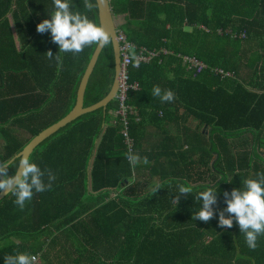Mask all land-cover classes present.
<instances>
[{
    "label": "trees",
    "instance_id": "1",
    "mask_svg": "<svg viewBox=\"0 0 264 264\" xmlns=\"http://www.w3.org/2000/svg\"><path fill=\"white\" fill-rule=\"evenodd\" d=\"M62 2L98 25L96 7ZM109 6L114 19H123L117 30L128 42L169 51L129 69V81L139 87L127 95L136 113L128 123L131 153L139 161L127 158L116 100L46 138L28 159L52 187L33 189L22 210L11 191L0 202V264L18 253L36 256V264H264V236L250 249L227 211L233 191H246L248 179H264V62L257 71L260 57L247 64L241 58L246 45L255 56L264 52V0H109ZM56 10L54 0H0V166L72 111L96 47L61 52L50 29L38 32ZM227 31L244 32L247 40H233ZM177 55L235 76L243 65L255 81L194 74ZM113 76L110 43L88 80L84 108L107 96ZM154 86L161 96L171 90L174 101L162 102ZM150 130L161 139L145 149ZM18 163L4 168L9 176ZM181 186L192 191L181 193ZM209 189L212 217L193 219L203 208L198 194ZM221 213L232 220L230 228L220 225Z\"/></svg>",
    "mask_w": 264,
    "mask_h": 264
},
{
    "label": "clouds",
    "instance_id": "2",
    "mask_svg": "<svg viewBox=\"0 0 264 264\" xmlns=\"http://www.w3.org/2000/svg\"><path fill=\"white\" fill-rule=\"evenodd\" d=\"M54 4L57 10L53 13L52 20H45L39 24L37 31L44 32L46 29H50L54 41L61 45V52L73 51L75 54H79L83 52L85 46L95 44L98 47H105L111 43V37L103 26L97 25L79 13L75 15L70 13L68 11V3L62 2V0H54ZM85 7L91 11L96 5L85 0ZM51 55V52L47 53L48 57H51ZM57 59H60V57H57ZM160 93V87L154 86L153 95L159 96L162 102H172L175 99V94L171 90L164 91L163 96ZM127 158L132 164H136L139 161V157L131 152L127 154ZM143 162L145 164L148 163L146 157ZM42 175L43 173L40 172L35 163L28 158L21 157L15 172L11 176L8 175L3 167H0V191L6 193L11 191L16 197L14 203L22 210L25 201L32 199L33 189L37 193L51 189L52 184L44 185L41 179ZM55 178V176L51 177V179ZM245 184L246 191L242 193L233 191V199L228 201L227 211L235 214L241 230L246 232L245 241L247 246L255 250L258 236H264V187H262L264 179L260 182L248 179ZM179 191L188 193L192 189L181 186ZM198 195L203 200V208L193 219L199 218L207 222L213 215L210 205L215 202L214 190H205ZM220 225L230 228L232 220L225 219L223 213H221ZM36 260L37 257L34 255L29 256L25 253H18L15 257L6 256L5 264H32Z\"/></svg>",
    "mask_w": 264,
    "mask_h": 264
},
{
    "label": "water",
    "instance_id": "3",
    "mask_svg": "<svg viewBox=\"0 0 264 264\" xmlns=\"http://www.w3.org/2000/svg\"><path fill=\"white\" fill-rule=\"evenodd\" d=\"M97 10V23L98 25L103 26L106 32L111 37V46H112V53H113V61H114V76L111 89L106 97L102 98L100 102L96 103L95 105L84 108L83 101H84V94L86 90V86L88 80L94 70L96 62L99 57V53L102 47L96 46L91 58L86 66V69L80 79L78 90L76 93V101L75 105L70 113L60 119L58 122H55L48 127L44 128L43 130L39 131L35 136H33L27 144L23 147V149L18 152L12 159H10L6 164L0 167H7L10 163H12L15 159L25 157L28 158L30 153L33 149L38 146L42 141L46 138L54 134L56 131L64 127L70 122L79 119L82 116L87 114H91L98 110H106L107 106L116 99L117 89H118V74L120 70V52H119V43L117 41V26L115 24V20L111 13V8L109 6V0H94ZM103 127V126H102ZM98 143V140L95 144ZM91 163V161H90ZM90 169L91 166H88V178L90 177ZM10 192V191H9ZM9 192H2L0 191V202L9 194Z\"/></svg>",
    "mask_w": 264,
    "mask_h": 264
},
{
    "label": "built area",
    "instance_id": "4",
    "mask_svg": "<svg viewBox=\"0 0 264 264\" xmlns=\"http://www.w3.org/2000/svg\"><path fill=\"white\" fill-rule=\"evenodd\" d=\"M221 32L219 31V35ZM230 35L233 40H245V33L239 35H234L230 31L226 32ZM117 41L119 43L120 52V70L118 74V89L116 95V101L118 104V110L115 115L119 116L123 122L124 129L122 131V136L124 138L125 144L129 148V151H133V139L129 136L128 123L130 116H136L134 110L127 105V95L130 92H136L139 90L137 83H131L129 81V69L135 64L149 63L150 61L159 57L160 54L167 55L169 51L166 49H146L144 47H137L132 42H128L125 35L117 30ZM181 59L182 64L185 66L186 70L193 72L194 74H199L203 71L212 72L214 75L220 78H231L235 79V74L230 71H225L217 67H207L204 63L197 60L193 56H178ZM35 261L32 262V264Z\"/></svg>",
    "mask_w": 264,
    "mask_h": 264
},
{
    "label": "crops",
    "instance_id": "5",
    "mask_svg": "<svg viewBox=\"0 0 264 264\" xmlns=\"http://www.w3.org/2000/svg\"><path fill=\"white\" fill-rule=\"evenodd\" d=\"M118 19H122L121 17H119ZM122 21H123V19H122ZM199 29H201V30H204L203 28H199ZM244 33V32H243ZM241 34V33H240ZM245 38H247V35H246V33H245ZM245 40H247V39H245ZM242 41H244V40H242ZM245 50V49H244ZM244 55H241V58H242V62H243V64H247L248 62H253V60L252 59H254V57H260V59L258 60V62H256L255 64H254V66H256V70L258 71V69H259V66L260 65H263V60H264V52H262V54H260L259 56H255V55H253V54H255L254 53V51L253 50H250V45H246V50L244 51ZM262 57H263V60H262ZM248 60H252V61H248ZM215 68V67H214ZM218 68V67H217ZM222 69V68H221ZM240 73H239V75L237 76H235V79H237L238 81H240L241 83H246V82H249L250 84H253L254 83V79H253V77H252V74H251V72L249 71V69L246 67V66H243L242 65V67H241V70L239 71ZM242 72H245L246 73V75H243V73ZM210 73H212V72H210ZM259 73L260 72H256V75H257V77H259ZM213 74V73H212ZM241 74L243 75V77L241 76ZM214 75V74H213ZM214 76H216V75H214ZM219 79H221V80H223L222 78H220L219 76H217ZM224 79H226V78H224ZM251 92H255L254 91V89H252V90H250ZM256 94H259L258 92H255ZM187 126V125H186ZM190 127V126H189ZM263 134V141H264V132L262 133ZM160 139H161V136L159 135V134H157V132L155 131V132H153V131H149L148 132V134H147V137H146V140H147V143H146V145L144 146V147H153L154 146V144L155 143H158L159 141H160ZM252 138L251 137H249V140H251ZM251 144V143H250Z\"/></svg>",
    "mask_w": 264,
    "mask_h": 264
},
{
    "label": "rangeland",
    "instance_id": "6",
    "mask_svg": "<svg viewBox=\"0 0 264 264\" xmlns=\"http://www.w3.org/2000/svg\"><path fill=\"white\" fill-rule=\"evenodd\" d=\"M115 20V24H116V26L117 27H119V26H121L122 24H123V21H122V19H114ZM243 73V75H246V73L245 72H242ZM243 75L241 74V76L243 77ZM187 126L189 127L190 126V129H193L194 127H195V123L194 122H192L191 120H189V121H187ZM151 131H153V132H155L154 130H151ZM264 142V141H263ZM145 148V147H144ZM149 148H152V147H149ZM146 149V148H145ZM152 182H157V180L156 179H153L152 180ZM37 263V260L34 262V264H36Z\"/></svg>",
    "mask_w": 264,
    "mask_h": 264
}]
</instances>
